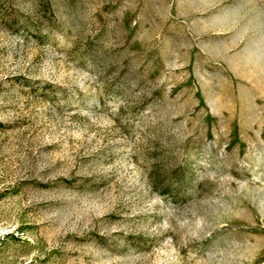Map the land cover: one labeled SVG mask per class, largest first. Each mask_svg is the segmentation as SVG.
<instances>
[{"label":"rangeland","instance_id":"obj_1","mask_svg":"<svg viewBox=\"0 0 264 264\" xmlns=\"http://www.w3.org/2000/svg\"><path fill=\"white\" fill-rule=\"evenodd\" d=\"M0 264H264V0H0Z\"/></svg>","mask_w":264,"mask_h":264}]
</instances>
